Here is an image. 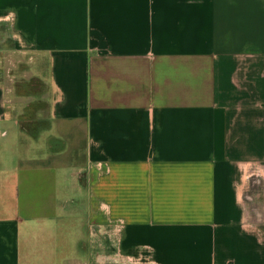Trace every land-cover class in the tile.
<instances>
[{"label":"crops","instance_id":"1","mask_svg":"<svg viewBox=\"0 0 264 264\" xmlns=\"http://www.w3.org/2000/svg\"><path fill=\"white\" fill-rule=\"evenodd\" d=\"M0 264H264V0H0Z\"/></svg>","mask_w":264,"mask_h":264},{"label":"rangeland","instance_id":"2","mask_svg":"<svg viewBox=\"0 0 264 264\" xmlns=\"http://www.w3.org/2000/svg\"><path fill=\"white\" fill-rule=\"evenodd\" d=\"M22 61V60H21ZM24 68V67H23ZM17 71V72H16ZM31 70L30 68L28 69H16V70H11V72L9 71V76H13L12 73L16 74L17 80H14L13 82L10 81V78L8 79V77H3L4 80H6L8 87L14 91V92H27L29 90L32 89L33 87V83H32V79H31ZM4 75V74H2ZM12 97L14 99H16V97L14 95H12ZM20 100V98H19Z\"/></svg>","mask_w":264,"mask_h":264}]
</instances>
